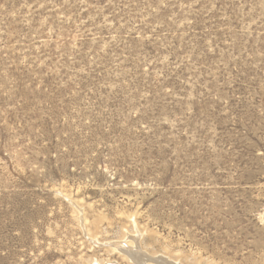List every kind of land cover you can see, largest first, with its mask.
Segmentation results:
<instances>
[{"label":"rangeland","instance_id":"rangeland-1","mask_svg":"<svg viewBox=\"0 0 264 264\" xmlns=\"http://www.w3.org/2000/svg\"><path fill=\"white\" fill-rule=\"evenodd\" d=\"M134 236L264 264V0H0V264Z\"/></svg>","mask_w":264,"mask_h":264},{"label":"bare ground","instance_id":"bare-ground-1","mask_svg":"<svg viewBox=\"0 0 264 264\" xmlns=\"http://www.w3.org/2000/svg\"><path fill=\"white\" fill-rule=\"evenodd\" d=\"M137 236V235H136ZM137 238V237H136ZM124 242V241H123ZM136 239L134 236V239L131 238L130 242L128 243L127 241L124 242L127 245H123L121 242L116 243L114 245V249L118 250L119 252H123L122 254H126V256L134 263V264H147L148 262H151L150 264H173L169 262L168 260L163 259V258H158L157 259H151L145 254H143L135 245ZM113 245V244H112ZM111 245V246H112ZM138 245V243H137ZM124 246V247H123ZM113 250V249H112ZM152 257V256H151ZM160 257V256H159ZM179 263V262H177ZM111 264V263H110Z\"/></svg>","mask_w":264,"mask_h":264}]
</instances>
